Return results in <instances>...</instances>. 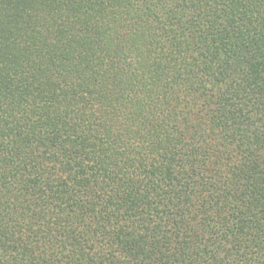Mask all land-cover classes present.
Masks as SVG:
<instances>
[{
    "label": "trees",
    "instance_id": "obj_1",
    "mask_svg": "<svg viewBox=\"0 0 264 264\" xmlns=\"http://www.w3.org/2000/svg\"><path fill=\"white\" fill-rule=\"evenodd\" d=\"M0 264H264V0H0Z\"/></svg>",
    "mask_w": 264,
    "mask_h": 264
}]
</instances>
